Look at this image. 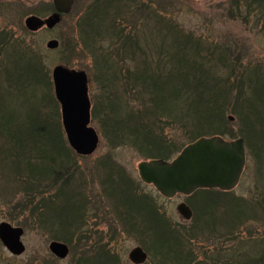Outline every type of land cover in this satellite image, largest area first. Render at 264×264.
Returning <instances> with one entry per match:
<instances>
[{
    "label": "rangeland",
    "instance_id": "rangeland-1",
    "mask_svg": "<svg viewBox=\"0 0 264 264\" xmlns=\"http://www.w3.org/2000/svg\"><path fill=\"white\" fill-rule=\"evenodd\" d=\"M103 1L74 0L71 12L64 16L56 27L51 30L44 28L36 33L26 30L24 27L25 19L31 16L39 17L32 14L34 10L48 9L49 12H44L45 14L40 18L47 17L51 13L50 7L53 5V0H6L0 3V32L6 35L11 33L20 38L25 37L26 43L38 55L43 72L42 86L36 89L35 99L41 102V109L49 115L52 122L54 121L56 125H60L61 137L67 148L76 157V162L74 161L75 169L72 168L76 172L66 184V191L72 193L75 190L83 189L87 199L90 198L88 202L91 201L85 213L86 227L91 237L88 235V239L83 234H74L75 236L71 238L68 232H63L62 235L69 239L68 242L55 239L54 237L65 228L66 224L46 223L43 225L45 230L38 227L32 214L27 210L24 211L22 207L27 202V198L30 201L38 202L34 195L32 196V193L34 194L32 192L34 190L33 185H30L33 184L32 180L29 179L28 181L26 175H24L26 173L23 172V166L20 165V168H16L18 166L12 165L8 158H0V223L6 222L13 227L22 228L21 241L25 247V252L21 256L14 257L0 246V264H85L86 256L89 254L91 257L95 254L92 261L97 260L96 262L103 264L99 260L97 252L92 253V249L95 250L102 247V245L108 246V250L111 251L109 254L116 258L115 264H132L128 259V253L135 247L148 249L149 252L145 250L148 254V260L145 264H160V258L155 254L156 248L151 246L149 241L144 240L143 236L133 231H126L125 227L119 224L112 208H110L112 207L111 200L102 193L103 176L97 173L100 172L98 171L100 169L96 164L107 155H110L112 162L114 161L115 164L123 168L125 176L133 182L138 192L147 195L154 202L160 220L171 223L174 227L179 226L178 229L181 233L191 240L189 244L192 247L191 249L196 252L197 260L206 264H242L248 257L261 256L260 254L264 252V154H256L254 150L246 147V162L240 181L228 195H215V193L210 195L194 194L190 197L176 196L172 199H163L152 186L145 185L140 181L137 165L145 159L138 154L135 148L130 144L115 147V144L110 141V134L104 132L99 125L103 122V115L97 114L96 121L93 120L91 115V126L98 135V146L91 156H77L68 146L61 126L59 105L57 104L56 107L51 82V71L55 66L65 65L70 69L81 70L87 74L91 113L97 103L102 102L103 106L105 103L110 105L111 103L105 101V99L110 98L111 95L113 96L114 92L122 98V93L127 91L125 87L123 89L122 87H116V90H114L115 85L110 79L111 72H108L107 66L102 68L100 57L95 56L102 53L110 54L112 51L109 41L111 40H102L99 44L90 47L84 45L79 36L80 32L87 30L84 23L81 22L84 14L94 6L97 8L96 5H103ZM111 1L110 8L117 9L120 12L130 8L132 12H136L135 15L133 13L126 17L130 20L125 28L127 32L129 31L135 36L137 34L142 35L143 40L139 39L140 45L136 46L139 51L136 50L135 52V61L139 67H142L145 62L153 63L159 56H174V50L181 46L182 54L201 58L200 62H204V68L198 67L208 76L212 78L219 76V79L215 80L217 91L222 92L225 83L231 84L230 98L232 101L229 97L225 99L224 117L227 119L228 133L235 136L240 124L238 116L232 112L233 107H235L233 102L238 91L242 89L237 82L243 80L245 76L251 78L253 77L252 73H256L258 74V81L261 80L264 83V4H262L263 8L259 10L258 1L253 7L254 9L251 8L248 13L244 7L245 3L241 0H137V2L134 0L133 4L128 0ZM105 3H108V1H105ZM141 4L145 9L137 12V7ZM112 10L110 9L108 12L109 16L113 14ZM22 29L26 30L25 33H22L24 31ZM181 33L190 35L194 45L191 44V47L186 46L179 36ZM50 40H56L59 43L56 50L50 51L45 47ZM178 43L180 44L178 45ZM115 46L118 49L119 42H115ZM161 48L164 51L160 53ZM8 52L9 49L7 48L6 54ZM121 57L124 66L118 68H125L123 73L135 66L134 63L131 65L132 62L128 59V54ZM112 61H116V59L113 58L110 62ZM114 64L117 66V63ZM116 71L117 69L114 76L118 80ZM4 85L7 86L5 82ZM11 89L14 88H10V92H12ZM135 89H138V87L133 88L134 91H137ZM246 90L251 92L250 89ZM12 94L17 103L15 108L21 109L27 96ZM126 100L128 107L134 109L137 107V101L133 97H128ZM228 117H232L233 120L229 121ZM149 121L148 124H151V119ZM182 128L189 131L190 125L183 123V125L172 124L171 126L158 127V132L163 133L173 145V153L169 155L168 161L178 155L177 150H181L190 142L188 134ZM221 138L233 140L228 135ZM249 145L252 147L254 144L250 143ZM69 163H71V160L66 161V164ZM49 185H52V183ZM51 191L55 193L54 187L51 188ZM213 196L218 199L215 201L217 203L216 210L214 208L213 215L206 217L202 213L204 209H207L203 206V202L206 201V198ZM46 197L50 198L49 195H46ZM201 198L203 199L200 200ZM225 199L227 201L235 199L244 202L246 214L252 215L247 220H243L235 232L231 231L233 233L231 235L226 231L231 218L220 213ZM56 201L57 198L54 199V202ZM95 201L102 202L101 205H97L99 211L95 210L96 206L93 204ZM194 202L203 204L199 206L198 203L196 206H199L197 209H200L197 212V217L204 221L209 218L212 222L211 226L215 231L212 237L213 244L207 243L203 247L202 243H205L203 239H207L204 235L208 233L195 232L196 222L191 220L184 223L177 213L176 207L180 203L194 206ZM209 206L212 208L213 203ZM106 213L111 214L106 215ZM96 234H100V236L97 238ZM197 236H200L201 240ZM100 239H102L100 241L101 245L98 246L94 242ZM53 241L65 243L68 246L69 255L66 259L58 260L49 253L48 245ZM203 248H206V252L202 250ZM103 261L104 264H108L107 261Z\"/></svg>",
    "mask_w": 264,
    "mask_h": 264
},
{
    "label": "trees",
    "instance_id": "trees-1",
    "mask_svg": "<svg viewBox=\"0 0 264 264\" xmlns=\"http://www.w3.org/2000/svg\"><path fill=\"white\" fill-rule=\"evenodd\" d=\"M128 1L131 4L134 3V0ZM258 1L260 10L263 8L264 0H252V3L251 0L250 2L241 0L245 3L244 7L248 13ZM103 2V5H96L97 8L94 6L84 14L81 22L87 30L80 32L79 36L83 44L90 47L99 44L102 40H111L109 44H111L112 52L95 56L100 57L101 67L107 66L108 72H111L110 79L115 85L114 90L116 87H122V89L125 87L127 91L122 93V98L115 92L110 98L107 97L105 101L110 102V105L105 103L103 106L101 102V106V103H97L91 115L95 121L97 114L103 115V122L99 125L104 132L110 134V141L115 144V147L130 144L145 160L166 161L173 153V145L163 133L158 132V127L188 123L189 131L182 128L190 138L188 144L202 137L228 135L231 139L238 137L243 139L245 146L254 150L256 154H264V83L261 80L258 81V74L252 73L251 78L244 75L246 77H243L244 81L237 82L242 89L238 91L235 99L233 98L235 107L232 112L238 116L240 128L237 134L232 136L227 131V119L224 117L225 99L229 97L231 100V84L224 82V90L217 91L215 80L219 79V76L217 75V78L208 76L200 68H204V62H200L201 58L184 53L183 55L181 46L174 50V56H159L153 63L145 62L142 67H139L135 61V52L138 49L136 46L140 45L139 39L143 40L142 35L135 36L127 32L125 28L130 20L126 17L133 13L135 15L136 12H132L130 8L120 12L109 7L111 0ZM50 8L52 11V7ZM110 9H113V14L109 16ZM144 9L145 7L141 4L137 7V12ZM237 10L239 11L238 8ZM47 11L48 9L34 10L32 14L42 17ZM179 36L186 46L191 47L194 43L190 35L181 33ZM115 42L120 44L118 49ZM7 48L9 52L6 54ZM160 50V53L164 51L162 48ZM126 54L132 62L131 65L134 63L135 66L123 73L125 68L118 67L124 66L121 56ZM113 58L117 62H110ZM113 62L117 63V66ZM116 69L118 80L114 76ZM42 72L41 61L26 43L25 37L20 38L11 33L6 35L0 32V158H8L12 165L18 166L16 168L23 166V172L26 173L24 175L28 181L32 180L33 184H30L34 188L32 196L34 195L38 202L27 198V204L25 203L22 207L24 211L27 210L32 214L38 227L43 230V225L46 223L66 224L65 228L54 237L55 239L68 242L69 239L62 235L63 232H68L71 238L75 236L74 234H83L89 239L88 235L91 237V234L86 227L85 213L91 203V201L88 202L90 198L87 199L83 189L72 193L66 191V184L76 172L72 170V168L75 169L76 157L64 143L60 125L52 122L49 115L41 109V102L35 99L36 89L42 86ZM136 86L138 89L134 91L133 88ZM12 87L14 89L10 92L9 89ZM246 89H250L251 92ZM12 93L16 96H27L19 110L15 108L17 103ZM128 97H133L137 101L138 105L135 109L127 106L126 98ZM55 104L57 107L56 102ZM150 119L152 123L148 124ZM250 143L254 145L251 147ZM181 150H177L176 153ZM70 160L72 164H66V161ZM96 165L100 169L97 173L103 176L102 193L111 200L110 208L116 220L125 227L126 231L136 232L143 236L144 240L149 241L151 246L156 248L155 254L160 258V264H206L197 261L196 252L189 244L191 240L181 233L179 226L174 227L171 223L160 220L154 202L147 195L138 192L133 182L125 176L123 168L111 161L110 155L100 159ZM50 183L52 185H49ZM52 187L55 193L51 191ZM213 193L215 195L230 194L208 190L198 191L196 194ZM55 198H57L56 202H54ZM216 200L218 199L215 196L206 198V201L203 200V206L207 208L202 212L204 216L213 215V209L217 205ZM239 201L225 199L224 206L221 208L220 213L231 218L226 230L229 235L236 231L243 220L252 216L246 214L244 202ZM61 202L63 203L59 206ZM212 203L213 207L210 208L209 205ZM93 204L96 206L95 210L99 211L97 205H101L102 202L95 201ZM198 210L200 209H193V220L196 222L194 230L201 234L208 233L207 236L212 238L215 233L211 226L212 222L209 218L204 221L197 217ZM109 214L111 213H106V215ZM96 236L98 238L100 234ZM101 240L94 243L99 246ZM145 250L149 252L147 248ZM95 251L103 264V260L108 264H115L116 258L109 254L111 251L108 250L107 245L92 249V253ZM260 255L255 258L248 257L242 264H264V252ZM94 256L91 257L90 254L86 256L85 264H102L96 262L97 260L92 261Z\"/></svg>",
    "mask_w": 264,
    "mask_h": 264
},
{
    "label": "water",
    "instance_id": "water-1",
    "mask_svg": "<svg viewBox=\"0 0 264 264\" xmlns=\"http://www.w3.org/2000/svg\"><path fill=\"white\" fill-rule=\"evenodd\" d=\"M53 4L55 13L44 20L28 17L24 21L25 28L30 32L43 26L52 29L61 21V15L70 12L73 0H54ZM45 47L56 50L58 42L50 40ZM51 80L69 147L78 156H90L97 149L98 135L89 126L91 104L87 74L58 65L51 71ZM228 120L233 119L229 117ZM245 159L242 139L227 141L214 136L200 138L186 146L172 161H143L137 170L142 183L152 185L163 198L171 199L177 194L189 196L199 189L233 190L242 175ZM176 210L185 221L191 219L192 213L185 204L178 205ZM22 235L21 228L0 223V243L12 256H20L25 251ZM48 250L58 260L66 259L69 253L68 247L59 242L49 243ZM128 259L132 264H144L147 255L136 247L129 252Z\"/></svg>",
    "mask_w": 264,
    "mask_h": 264
},
{
    "label": "flooded vegetation",
    "instance_id": "flooded-vegetation-1",
    "mask_svg": "<svg viewBox=\"0 0 264 264\" xmlns=\"http://www.w3.org/2000/svg\"><path fill=\"white\" fill-rule=\"evenodd\" d=\"M6 0H2V1H0V3H2V2H5ZM53 7H54V5H53ZM201 200V199H200ZM198 203L199 202H194V206H192L191 205V207L195 210H197V208L202 204V203H199V206L198 207H196L197 205H198ZM203 205V204H202ZM190 207V206H189ZM192 210V209H191ZM192 214H193V211H192ZM184 222V221H183ZM184 223H186V222H184ZM199 234V233H198ZM208 235V234H207ZM207 235H204V236H206V240L205 239H203L204 240V242L205 243H202V245H203V247L207 244V243H211V244H213L212 242H211V240H212V238L210 237V236H207ZM200 236H202V235H200ZM200 236H197V237H199L198 239L199 240H201L200 239ZM204 252H206V248H203L202 249ZM201 253V252H200ZM196 256H197V254H196ZM198 262H200L199 260H197Z\"/></svg>",
    "mask_w": 264,
    "mask_h": 264
}]
</instances>
